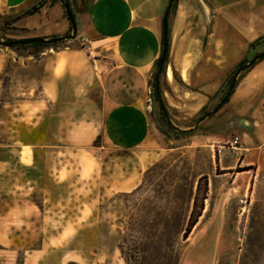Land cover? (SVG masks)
<instances>
[{
    "label": "rangeland",
    "instance_id": "374dc122",
    "mask_svg": "<svg viewBox=\"0 0 264 264\" xmlns=\"http://www.w3.org/2000/svg\"><path fill=\"white\" fill-rule=\"evenodd\" d=\"M242 18L256 23V34L242 43L240 58L224 60L221 86L203 112L183 120L165 105L163 116L152 102L161 155L147 169L159 162L162 169L133 197H121L131 191L115 193L93 174L98 165L103 173H121L120 165L110 161L116 156L97 148L101 140L96 72L100 69L94 68V60L102 58H93L75 38L42 48L41 52L82 50L80 57H74L75 69L67 76L59 101H50L47 109L18 106L41 104L44 99L39 69L13 70V64L7 65L0 90V106H5L0 110V232L4 237L0 264H23L25 258L34 260L32 264H125L118 244L122 234L129 233L127 223L135 204H140L141 215L164 207L167 198L161 187L196 182L200 176L207 179L208 196L197 224L181 242L178 264L243 262L246 235L264 234V56L236 74L229 101L212 113L226 95L228 81L235 78L230 76L234 67L243 58L251 61L264 54V43L249 49L250 43L264 36V0L251 1ZM10 24V17H0V40L17 39L11 35L18 30ZM0 50L10 49L0 46ZM168 122L174 128L194 131L174 139ZM23 148L31 153L30 159L22 157ZM105 161L107 168L102 164ZM15 210L21 215L8 220ZM260 256L258 264H264V251Z\"/></svg>",
    "mask_w": 264,
    "mask_h": 264
},
{
    "label": "crops",
    "instance_id": "0c3cea01",
    "mask_svg": "<svg viewBox=\"0 0 264 264\" xmlns=\"http://www.w3.org/2000/svg\"><path fill=\"white\" fill-rule=\"evenodd\" d=\"M39 1L0 0V17L13 18ZM168 1L68 0L76 25L74 41L92 52L93 58H102L94 60L97 63L94 68L100 69L96 72L101 140L97 148L116 156L110 161L120 165L121 173H103L98 165L93 174L115 193L134 190L141 174L161 155L158 130L152 118L150 80L162 52V21ZM251 1L256 3V0H177L168 18V53L160 85L164 105L174 117L189 120L206 106L209 97L221 86L219 76L224 70V60L241 57L242 43L251 41L256 34V23L242 18ZM12 27L18 33L11 37L17 39H48L71 31L60 3L45 6ZM37 54L38 57L24 56L11 49L0 50V90L7 65L13 64V70L39 69L38 82L44 99L41 104L23 102L18 105L21 110L35 105L47 109L50 101L58 102L67 76L75 69L74 57H80L82 50L65 48ZM167 70L171 72V80L166 78ZM41 121L45 119L41 117ZM176 129L188 131L191 127ZM27 151L30 159L31 153ZM102 164L105 168L109 166L107 161ZM20 215L11 211L8 220ZM0 243H4L1 232ZM32 263L34 260L25 258L23 264Z\"/></svg>",
    "mask_w": 264,
    "mask_h": 264
},
{
    "label": "trees",
    "instance_id": "16d2710c",
    "mask_svg": "<svg viewBox=\"0 0 264 264\" xmlns=\"http://www.w3.org/2000/svg\"><path fill=\"white\" fill-rule=\"evenodd\" d=\"M60 3V0H40L36 5L23 11L11 18V24L18 20L32 16L38 13L45 6H53ZM61 6H69L68 0H62ZM176 6V0L173 3L171 10ZM71 12V10H70ZM66 13V12H65ZM67 15V14H66ZM73 17V14L71 12ZM169 30H167V36ZM10 41V40H9ZM264 43V36L258 38L249 44V49H253L258 44ZM46 47L44 44L33 43L29 45L17 46L9 48L20 54L25 51L24 56L35 54ZM21 55V54H20ZM160 58L156 62L158 69ZM250 61L243 58L232 70L230 76H236L238 73H243L250 69ZM249 65L247 68H244ZM232 78L228 81L231 84ZM151 98L154 104L157 105L159 112L164 116V104L158 100L161 96L160 83L159 89L156 88V73H153L150 80ZM206 106L201 108L199 113L205 110ZM167 126L171 130V135L174 139H179L182 135L193 133V129L188 131H180L172 127L170 123ZM162 162L154 164L147 169L143 174V179L140 185L129 193H122L121 197H133L144 190L149 182L151 175L156 173L158 169H162ZM251 168H244L242 171H249ZM207 179L205 176H200L195 180L186 184L169 185L167 189L160 188L161 194L167 199L164 207H154L149 213L144 215L138 212L139 203L135 204V212L129 216L126 231L122 234L118 244V251L125 264H178L180 256L181 242H185L191 233L193 227L197 224L201 217L204 202L207 200L208 188ZM252 189V181L250 183L249 192ZM147 202V201H146ZM137 206V208H136ZM256 207V204L253 205ZM252 222V219H251ZM122 224L121 221H119ZM254 224V223H253ZM131 227V228H128ZM134 228V229H133ZM264 244V234L248 233L245 238L243 247L242 260H247L246 264H258L261 261V254ZM241 262L240 264H245ZM67 264H78L68 262Z\"/></svg>",
    "mask_w": 264,
    "mask_h": 264
},
{
    "label": "water",
    "instance_id": "95a60500",
    "mask_svg": "<svg viewBox=\"0 0 264 264\" xmlns=\"http://www.w3.org/2000/svg\"><path fill=\"white\" fill-rule=\"evenodd\" d=\"M174 2H175V0H169L168 1V4H167L165 12H164L163 21H162V27H163L162 52H161V56H160L158 69L156 72V88H157V90L159 89V78H160V75L163 71V66L165 64L167 53H168V36H167L168 18H169L171 7H172ZM60 3H62V0H60ZM64 10L67 14V18H68V21L70 23L71 34L61 36V37L48 38V39H45V38H26V39H15V40H10V41L0 40V46L4 47V48H13V47L29 45V44H33V43L52 45V44L62 42L64 40L74 39L76 37V25L74 22V18L72 17L71 12H70V8L68 6H64ZM263 56H264V54L258 55L256 58L252 59L249 62V65H253L258 59H261ZM249 65H246L244 68H247ZM236 76H235V78H233L226 95L219 102V104H217V106H215V108H213L212 113H216L226 102L229 101V98H230V96L234 90L235 84H236ZM158 100L161 102V96L158 97ZM210 114H211V112L203 115L199 119L198 123H200L201 121L208 118L210 116Z\"/></svg>",
    "mask_w": 264,
    "mask_h": 264
},
{
    "label": "bare ground",
    "instance_id": "6f19581e",
    "mask_svg": "<svg viewBox=\"0 0 264 264\" xmlns=\"http://www.w3.org/2000/svg\"><path fill=\"white\" fill-rule=\"evenodd\" d=\"M169 70H167V72H166V78H167V80H170L171 77H172L171 72ZM25 157H27V158L29 157V153H28L27 150L25 151V154H24L23 158H25Z\"/></svg>",
    "mask_w": 264,
    "mask_h": 264
}]
</instances>
